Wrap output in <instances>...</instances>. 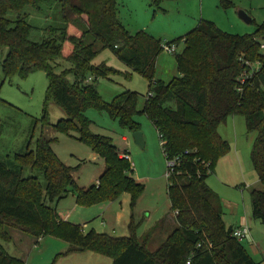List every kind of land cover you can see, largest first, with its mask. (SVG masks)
<instances>
[{"label":"trees","instance_id":"16d2710c","mask_svg":"<svg viewBox=\"0 0 264 264\" xmlns=\"http://www.w3.org/2000/svg\"><path fill=\"white\" fill-rule=\"evenodd\" d=\"M44 2L56 3L62 24L50 28L36 43L30 39L32 25L23 17L13 21L8 14ZM263 42L264 23L253 33L238 35L201 20L185 35L163 43L145 31L131 34L118 17L117 0H0V49L8 50L2 61L5 77L26 78L34 71H44L49 81L47 98L52 97L66 113L54 128L66 134L77 132L78 139L105 163L98 185L80 187L74 168L58 158L51 147L53 139L44 134L35 150L27 146L24 152L0 160V264H25L2 245L12 240L8 228H18L36 239L59 237L70 244L63 255L92 251L111 257L112 264H256L242 241L232 235L233 228L225 224L220 197L207 178L230 149L219 126L231 116L243 115L248 132L256 133L251 160L263 185V189L250 191L252 213L264 223ZM96 43L111 49L150 82L141 110L135 92H123L112 102L100 97L95 80L114 70L92 64L98 53ZM181 43L182 52L174 53L179 75L168 82L156 80L155 63L163 44ZM60 60L70 68L57 74L55 63ZM89 108L106 112L123 130L133 133L141 130L136 115L145 114L163 137L165 158H179L167 189L176 227L154 252L137 239L133 223L129 236L85 233L47 204L73 194L77 204L90 206L128 193L134 206L145 190L111 138L90 132L91 120L85 114ZM25 167L42 172L46 187L37 177L24 178Z\"/></svg>","mask_w":264,"mask_h":264},{"label":"rangeland","instance_id":"374dc122","mask_svg":"<svg viewBox=\"0 0 264 264\" xmlns=\"http://www.w3.org/2000/svg\"><path fill=\"white\" fill-rule=\"evenodd\" d=\"M223 1L117 0V9L120 21L131 34L145 31L163 43L192 30L203 17L202 12L206 13L204 18L208 14L223 21L228 33L250 34L257 25L264 23V0H226L230 2L226 6ZM241 10L249 13L254 22L242 20L239 17ZM8 17L13 21L25 18L33 27L30 39L36 43L47 36L50 28L62 24L55 2H44L39 7L27 5L20 11H11ZM183 47L182 43L178 45L176 53L182 52ZM95 48L98 53L92 64H105L114 70L108 76L95 80L100 97L105 102H112L123 92H135L138 94L137 108L141 110L150 82L121 61L111 49L102 48L100 43H96ZM7 53L6 48L0 49V160L24 152L27 146L35 150L38 138L44 134L53 139L51 147L58 158L74 168L78 184L90 186L102 173L104 160L78 139L77 132L66 134L56 131L54 125L66 118V113L52 97L47 98L49 81L44 71H34L26 78L18 75L9 79L5 77L2 61ZM69 68L67 61L55 63L57 74ZM178 75L175 54L163 49L156 59L154 78L168 82ZM68 79L73 81V76L69 75ZM85 114L91 120L90 132L111 138L119 151L125 149L123 137H127L132 148L134 177L141 178L145 190L134 206L128 193L116 200L90 206L77 204L73 194L54 202L47 201V204L57 211L61 219L70 217V222L82 226L85 233L94 230L115 237L129 236V225L133 223L137 239L145 241V248L154 252L176 227L167 193L168 162L159 134L145 114H137L135 119L140 124L145 144L142 148L135 142L133 132L123 130L118 120L106 112L89 108ZM218 132L230 149L218 160L207 183L220 197L227 227L244 220L247 222L252 240L246 238L242 245L256 264H264V223L253 217L250 195L253 189H263L251 160L256 133L248 132L243 115L229 117L219 126ZM22 175L24 178L37 177L43 188L46 187L42 172L25 167ZM8 231L12 240L2 241V245L11 256L20 258L25 264H64L63 252L68 249V244L63 239L49 235L36 239L18 228H8Z\"/></svg>","mask_w":264,"mask_h":264},{"label":"crops","instance_id":"0c3cea01","mask_svg":"<svg viewBox=\"0 0 264 264\" xmlns=\"http://www.w3.org/2000/svg\"><path fill=\"white\" fill-rule=\"evenodd\" d=\"M206 13L205 12H202V15H203V17L202 18H200L199 19V21H198V23H197V25L199 24V22L201 21V20H208V21H212L213 23H215V25L219 28V29H221L222 31H224V32H227L226 30H228L227 28H225L224 27V23H223V21H219V20H217V19H215L214 17H212V16H210V15H206V18H204V15H205ZM249 14V13H248ZM233 17L235 16L234 14L232 15ZM249 16H250V14H249ZM251 17V16H250ZM250 22H254V19L251 17V20H250ZM250 22H247V23H250ZM223 24V25H222ZM196 25V26H197ZM195 26V27H196ZM226 26V25H225ZM194 27V28H195ZM228 33V32H227ZM231 34H235V33H231ZM238 35H240V34H238ZM123 140L126 142V147H125V149L124 150H122V151H119L118 150V152H125V153H128L129 155H130V158H131V160H132V155H131V152H130V149L132 150V148H131V146H130V144L128 143V139H127V137H123ZM129 145V146H128ZM144 146H145V144H144ZM144 148V147H143ZM103 165H104V167H103ZM103 165H102V170H101V172L103 173L104 172V169H105V163L103 162ZM134 169V168H133ZM102 173H100V175H99V177L102 175ZM73 176H74V173H73ZM99 177L98 178H95V181H94V183H92L90 186H93V185H98V179H99ZM74 179H75V176H74ZM138 182H141L142 180H140L141 178H139V179H137V178H135ZM76 180V179H75ZM76 182H77V180H76ZM142 183V182H141ZM77 184H78V182H77ZM79 185V184H78ZM80 186V185H79ZM90 186H80V187H84V188H89ZM75 197V196H74ZM63 220H66V221H69L70 220V217L69 218H63ZM174 221H175V216H174ZM163 223V222H162ZM161 223V224H162ZM242 225H245V226H247L248 227V225H247V222L244 220V221H241L240 223H237V224H235V225H231V226H229V227H231V228H233V229H235V228H238V227H241ZM82 227V226H81ZM82 229H83V227H82ZM248 229H249V227H248ZM250 238H251V240H252V236H251V232H250V229H249V235H248V237H247V239L246 240H250ZM68 245H67V247H68V249H66L64 252H63V254L65 253V252H67L68 250H69V248H70V244L69 243H67ZM102 256H104V257H106V258H102ZM63 261H64V264H112V259H111V257H108V256H105V255H99L98 253H96V254H92V252L91 251H83V252H73V253H70V254H67V255H63Z\"/></svg>","mask_w":264,"mask_h":264},{"label":"built area","instance_id":"2783aa9c","mask_svg":"<svg viewBox=\"0 0 264 264\" xmlns=\"http://www.w3.org/2000/svg\"><path fill=\"white\" fill-rule=\"evenodd\" d=\"M261 48L264 50V43L261 44ZM163 49L169 53H175L177 51V45L175 44H163ZM150 95V93H149ZM161 145L164 144V140L161 134H159ZM185 154H188V152H185ZM121 157L131 163V158L128 153L122 152ZM168 162V177L170 176V173L172 172L174 166L178 163L179 158H166ZM232 235L237 238L239 241L245 240L249 235V229L247 226L242 225L241 227L235 228L232 231Z\"/></svg>","mask_w":264,"mask_h":264},{"label":"water","instance_id":"95a60500","mask_svg":"<svg viewBox=\"0 0 264 264\" xmlns=\"http://www.w3.org/2000/svg\"><path fill=\"white\" fill-rule=\"evenodd\" d=\"M239 17L244 20L245 22H250L251 17L246 11L241 10L239 12ZM133 137L135 142L140 145L142 148L144 147V140H143V134L141 131H137L133 133Z\"/></svg>","mask_w":264,"mask_h":264}]
</instances>
